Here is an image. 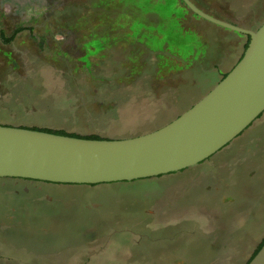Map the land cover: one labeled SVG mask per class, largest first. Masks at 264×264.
I'll use <instances>...</instances> for the list:
<instances>
[{
  "label": "rangeland",
  "instance_id": "obj_1",
  "mask_svg": "<svg viewBox=\"0 0 264 264\" xmlns=\"http://www.w3.org/2000/svg\"><path fill=\"white\" fill-rule=\"evenodd\" d=\"M181 1L47 0L21 16L0 0V124L123 138L173 120L248 39ZM191 1L242 27L264 20V0ZM14 182L0 179V264H245L264 237V110L184 170L96 186L39 183L48 202L32 198L35 182L13 193Z\"/></svg>",
  "mask_w": 264,
  "mask_h": 264
},
{
  "label": "water",
  "instance_id": "obj_2",
  "mask_svg": "<svg viewBox=\"0 0 264 264\" xmlns=\"http://www.w3.org/2000/svg\"><path fill=\"white\" fill-rule=\"evenodd\" d=\"M182 1L249 37L223 78L167 124L135 136L91 139L0 124V178L79 185L156 177L194 167L250 125L264 110V20L248 29ZM247 264H264V242Z\"/></svg>",
  "mask_w": 264,
  "mask_h": 264
},
{
  "label": "crops",
  "instance_id": "obj_3",
  "mask_svg": "<svg viewBox=\"0 0 264 264\" xmlns=\"http://www.w3.org/2000/svg\"><path fill=\"white\" fill-rule=\"evenodd\" d=\"M4 1H10V3L11 4H13V5H18L17 3H16V0H4ZM22 1V0H21ZM57 2V1H56ZM55 2V3H56ZM14 3H16V4H14ZM27 4V3H26ZM30 6H27V8H24L25 10H23L22 12H21V16H23V15H26V13H27V10H29V9H33L34 11L35 10H37V8L39 7V6H42V7H44V8H48L49 7V5L47 4V1H45V0H31V3L29 4ZM59 5L56 3V7H58ZM22 8V7H21ZM45 10V9H44ZM42 13H45L46 14V12L47 11H41ZM41 13V14H42ZM40 14V13H39ZM33 15V17L34 18H38L40 15ZM208 14H213L212 16H214V17H217V18H219V19H222V20H224V21H226V20H228L227 22H232L233 24H235L236 22H233L232 20H230V19H226V18H222V17H218L216 14H214V13H211V12H209ZM28 22L29 21H25L24 23H22L20 26H16L14 29H13V31L9 34V36H7V38H10V36L11 35H13L14 33V35H16L18 32H21V31H25L26 30V27H27V25H28ZM237 25V24H236ZM238 26H241V25H238ZM242 27V26H241ZM244 28H246L245 26H243ZM18 29H20V30H18ZM248 29H251V28H248ZM256 29V28H255ZM0 36H2V40L3 41H5V39L6 38H4L3 36H6V35H3V32L0 30ZM14 37V36H13ZM238 38H241V37H238ZM243 52V51H242ZM241 52V53H242ZM218 71V70H217ZM219 73H220V71H218ZM220 75H221V73H220ZM0 179H5V178H0ZM8 180H11V181H16V182H14V185H13V187H10V191L11 192H13V193H18V191L16 190V188H17V185H18V182H22V181H27V180H22V179H12V178H8ZM42 184H44V183H42ZM42 184H40L41 185V187H40V190L38 189V190H36V185L35 186H32V185H29V184H27V186L24 188V191L25 192H30V190H31V187L30 186H32L33 187V190L36 192V195L35 196H33L32 198L33 199H36L38 196V198L40 199V200H42V201H44V202H48V201H46V199H44V191H42ZM48 184H53V183H48ZM15 189V190H14ZM52 197V196H51ZM53 198V197H52ZM54 199V198H53ZM90 205H91V203H90ZM10 211V210H9Z\"/></svg>",
  "mask_w": 264,
  "mask_h": 264
},
{
  "label": "trees",
  "instance_id": "obj_4",
  "mask_svg": "<svg viewBox=\"0 0 264 264\" xmlns=\"http://www.w3.org/2000/svg\"><path fill=\"white\" fill-rule=\"evenodd\" d=\"M180 1H181V0H180ZM181 2H182V1H181ZM182 3H183V2H182ZM197 7H199V6H197ZM199 8H200V7H199ZM200 9H202V8H200ZM208 13H209V12H208ZM18 30H20V29H18ZM14 34H15V33H14ZM14 34L11 35L10 38H13ZM247 37H248V36H247ZM248 41H249V37H248V39H247V42L245 43V47L247 46ZM242 54H243V52H242L241 55L239 56L238 60L241 58ZM238 60H237V61H238ZM227 72H228V71H227ZM227 72L222 73L221 76H220V78H219V80H220L221 78H223V77L226 75ZM219 80H218V81H219ZM259 116H260V115H259ZM259 116H258V117H259ZM248 126H249V125H248ZM248 126H247V127H248ZM32 129H38V130H42V131L53 132V133H56V134L69 135V136H75V137H83V138H91V139H98V138H101V137H99V136H97V135H79V134H77V133L67 132V131H64V130H52V129H48V128H32ZM263 242H264V237H263V238L261 239V241L257 244V246H256L255 249L253 250V252H252V254L250 255V257L247 259V261L245 262V264H247L248 261L254 256V254L258 251V249L261 247V245L263 244Z\"/></svg>",
  "mask_w": 264,
  "mask_h": 264
},
{
  "label": "flooded vegetation",
  "instance_id": "obj_5",
  "mask_svg": "<svg viewBox=\"0 0 264 264\" xmlns=\"http://www.w3.org/2000/svg\"><path fill=\"white\" fill-rule=\"evenodd\" d=\"M45 1H47V0H45ZM56 2V1H58V0H52V3L53 2ZM16 3L18 4V7H22L23 9L24 8H27V6H30L29 4L31 3V0H16ZM27 3V4H26ZM48 3V2H47ZM55 4V3H54ZM53 4V5H54ZM48 5H50V4H48ZM52 5V4H51ZM52 5V6H53ZM54 7H55V5H54ZM53 9L54 8H52L51 10L53 11ZM52 11H48V12H52ZM47 13V12H46ZM48 16V15H47ZM241 55V54H240ZM239 58V57H238ZM238 60V59H237ZM237 62V61H236ZM235 62V63H236ZM224 73V72H223ZM221 76V75H220ZM219 76V77H220ZM186 169V168H185ZM184 170V169H183ZM12 179H22V180H27V181H32V182H35L36 183V190H40V187H41V185H39V183H49V182H42V181H36V180H31V179H23V178H12ZM53 184H59V183H53ZM97 184H99V183H97ZM97 184H86V185H90V186H96ZM74 185H76V184H74ZM79 185H81V184H79ZM44 199H46V201H51V200H53V198L51 197V196H44ZM93 207H98V205L96 206V205H94Z\"/></svg>",
  "mask_w": 264,
  "mask_h": 264
}]
</instances>
